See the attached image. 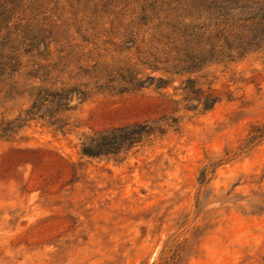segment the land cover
Wrapping results in <instances>:
<instances>
[{
	"label": "rangeland",
	"instance_id": "1",
	"mask_svg": "<svg viewBox=\"0 0 264 264\" xmlns=\"http://www.w3.org/2000/svg\"><path fill=\"white\" fill-rule=\"evenodd\" d=\"M263 123L264 0H0V264H264Z\"/></svg>",
	"mask_w": 264,
	"mask_h": 264
},
{
	"label": "trees",
	"instance_id": "2",
	"mask_svg": "<svg viewBox=\"0 0 264 264\" xmlns=\"http://www.w3.org/2000/svg\"><path fill=\"white\" fill-rule=\"evenodd\" d=\"M264 139V123L261 126H257L253 128L247 138V145H252L255 143H258ZM205 174V172H203ZM203 179H201L200 182H202Z\"/></svg>",
	"mask_w": 264,
	"mask_h": 264
}]
</instances>
